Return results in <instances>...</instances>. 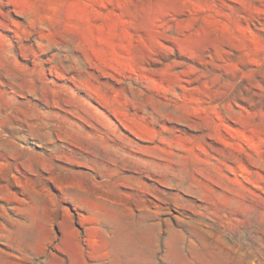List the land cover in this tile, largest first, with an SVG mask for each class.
I'll list each match as a JSON object with an SVG mask.
<instances>
[{
  "label": "rangeland",
  "instance_id": "obj_1",
  "mask_svg": "<svg viewBox=\"0 0 264 264\" xmlns=\"http://www.w3.org/2000/svg\"><path fill=\"white\" fill-rule=\"evenodd\" d=\"M0 264H264V0H0Z\"/></svg>",
  "mask_w": 264,
  "mask_h": 264
}]
</instances>
